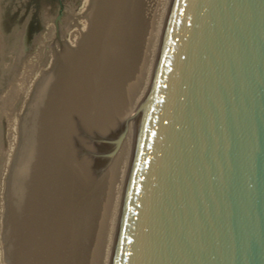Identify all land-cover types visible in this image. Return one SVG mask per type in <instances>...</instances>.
<instances>
[{
	"label": "water",
	"instance_id": "water-1",
	"mask_svg": "<svg viewBox=\"0 0 264 264\" xmlns=\"http://www.w3.org/2000/svg\"><path fill=\"white\" fill-rule=\"evenodd\" d=\"M111 264H264V0H177Z\"/></svg>",
	"mask_w": 264,
	"mask_h": 264
},
{
	"label": "bare ground",
	"instance_id": "bare-ground-1",
	"mask_svg": "<svg viewBox=\"0 0 264 264\" xmlns=\"http://www.w3.org/2000/svg\"><path fill=\"white\" fill-rule=\"evenodd\" d=\"M176 1L86 0L79 17L86 22L76 21L64 41L76 49L72 90H66L68 82L61 85L59 112L42 142L40 155L50 178L42 183L40 205L33 203L26 218V243L21 249L25 248L18 250L19 260L13 257V264H111L132 150ZM87 29L90 53L85 61L79 47ZM31 81L36 84V79ZM32 82L25 109L34 89ZM77 128L95 129L98 141L114 147L108 167L97 170L92 180L85 175L89 176L86 184L67 195L64 181L74 180L69 174L83 165L71 148ZM12 143L15 149V131ZM2 192L0 180V235L7 212Z\"/></svg>",
	"mask_w": 264,
	"mask_h": 264
},
{
	"label": "rangeland",
	"instance_id": "rangeland-1",
	"mask_svg": "<svg viewBox=\"0 0 264 264\" xmlns=\"http://www.w3.org/2000/svg\"><path fill=\"white\" fill-rule=\"evenodd\" d=\"M85 2L0 0V180L4 186L2 204L7 211L2 217L0 264H13V257L19 260L18 250L26 243V218L33 203L40 205L42 183L50 178V171L43 167L41 147L59 112L61 85L68 82L66 90H72L76 49L64 41L69 39L76 21H85L79 19ZM87 34L88 29L79 47L81 60L85 61L90 53ZM82 68L84 72L87 64ZM32 79H36L35 85ZM31 82L34 89L25 109ZM94 130L77 128L74 132L71 148L83 165L69 174L74 180L64 181L67 195L86 184L89 176L85 175H91L92 180L97 170L110 164L114 145L98 141ZM85 253L86 248L82 258Z\"/></svg>",
	"mask_w": 264,
	"mask_h": 264
}]
</instances>
